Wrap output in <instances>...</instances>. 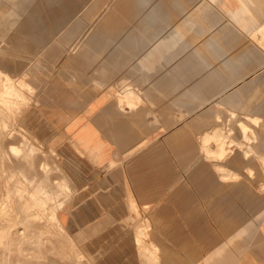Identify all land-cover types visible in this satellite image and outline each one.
<instances>
[{
    "label": "crops",
    "instance_id": "obj_1",
    "mask_svg": "<svg viewBox=\"0 0 264 264\" xmlns=\"http://www.w3.org/2000/svg\"><path fill=\"white\" fill-rule=\"evenodd\" d=\"M225 2L243 17L227 19L221 83L187 114L170 99L185 90V53L88 36L61 61L51 44L43 67L25 19H0V106L63 172L56 217L93 264H264V0ZM2 165L0 151V180Z\"/></svg>",
    "mask_w": 264,
    "mask_h": 264
},
{
    "label": "rangeland",
    "instance_id": "obj_2",
    "mask_svg": "<svg viewBox=\"0 0 264 264\" xmlns=\"http://www.w3.org/2000/svg\"><path fill=\"white\" fill-rule=\"evenodd\" d=\"M46 1L0 0V19H25L26 14L48 7ZM210 1L213 4H210ZM50 2L52 14L54 10H57L71 19L62 31L53 36L51 43L49 42L44 47L41 46L43 67H49V60L45 59L49 56L51 44L52 50L56 52L57 58L61 61L71 52L80 50L83 41L88 36H106L107 39L115 41L113 45L121 46L123 51H129L132 45L137 46L139 53L149 51L155 56L163 50H169L171 56L174 52L180 51V54L185 53L182 61L185 69V90L179 92L171 90L170 99L176 106L178 96L180 103H185L186 114L198 101H205L210 97L211 92L203 89L205 86L214 84L219 86L221 83L219 79L222 76L214 75L212 71L216 70V67L226 66V22L229 19L230 22L233 20L236 24L237 20L243 17L241 10L228 9L227 11L225 0H50ZM221 8L226 11L225 16ZM39 22L45 21L40 19ZM235 28L242 29L241 26ZM134 41L136 43H133ZM29 45L27 43V49ZM170 59L171 63L178 61L174 58ZM141 62L145 60H139V63ZM154 62L155 65H159L161 59H154ZM180 77L182 79V76ZM212 93L215 92L212 91ZM174 106L170 107L171 115L177 112ZM9 117L10 122H5ZM11 117L12 114L8 113V108L0 106V151L2 158L5 159L0 180V206L2 200L5 201L8 190L13 196L12 204L16 203L17 180L23 181L21 174L14 170V161L19 165H25L24 161L32 160L33 167L38 166L40 159L55 164L54 158L21 131ZM13 143L16 146L11 145ZM25 144L28 150L32 147L35 165L32 155L14 158L11 148H20ZM9 145H11L10 149H8ZM17 145L20 146L17 147ZM7 166L12 167L13 171L10 170L8 173L5 168ZM5 172L8 174L7 179L14 177L9 183L6 181ZM48 173L50 180H56L61 179L63 172L59 168H53ZM63 181L66 182L65 179ZM65 184V187L55 184V189L62 191L53 199L52 207L57 204L61 207L68 198L70 188L67 182ZM1 214L0 212V229L4 232L0 233V264H93L92 260L85 256L63 233L61 227L50 218L51 210L41 214L36 223L23 212L14 214L13 211L12 215L5 214V216ZM137 214V219L134 221L135 226L142 227L146 231L144 220L140 213ZM13 220L23 222L13 223L15 222Z\"/></svg>",
    "mask_w": 264,
    "mask_h": 264
},
{
    "label": "bare ground",
    "instance_id": "obj_3",
    "mask_svg": "<svg viewBox=\"0 0 264 264\" xmlns=\"http://www.w3.org/2000/svg\"><path fill=\"white\" fill-rule=\"evenodd\" d=\"M46 4L49 6L43 7L41 8L40 11H37V12H30L26 14L25 16V28L24 29H25L26 37L30 39L33 44L35 42L36 45L40 44V46L42 47L48 45L50 40H52L53 36L55 34H58L69 23L71 19L66 14H61L57 12V10H54L52 14L50 0H47ZM40 19H44L45 22L39 23ZM260 30L264 31V28ZM10 93L13 94L12 92ZM253 121H255L254 124L256 125V122H257L256 119ZM240 126L242 127V129L247 130L245 125H240ZM31 148L30 150H28L27 144H25V145H22L20 148L12 147L11 149L13 151L14 158L30 156V155L34 157L33 151L31 150ZM206 152H210V151H206ZM216 155L219 158H221L224 155L223 145L221 144L218 145ZM3 160L5 161V159ZM7 160L9 162V159ZM24 162H25L24 163L25 165H19L17 164V162H15L14 164V167H15L14 170L18 171V174H21V177H22L21 179L23 180V181L17 180L18 185H17V188L15 189L17 192L16 193L17 199H15L16 203L12 204L13 196L10 195L9 190H8L5 196V201L3 199L1 203L2 205L0 206V212L2 213L1 216H5V214L12 215L13 211H14V214H21V212H23L24 214H26V216H28V218L31 217L32 219H34L36 223V220L39 217H41L40 216L41 214H45L46 211L51 210V214H49L50 218L56 223V225L60 226L59 221L55 214L57 209L60 206L57 204L58 206L56 205L52 207V201L62 191L59 189H55V184L60 187H65L66 182L63 181L65 177L60 176L61 179L50 180V177H48L49 175L48 172H50L51 169L56 168V167L54 165L47 163L46 161L40 162L38 170H36L33 167L32 160H28ZM262 162L264 163V158H262ZM5 168L7 169V172L10 170L13 171V168L10 166L9 167L7 166ZM248 172L249 174L253 173L251 168H249ZM7 175L8 174H6L5 172L6 181L7 183H9L10 181L13 180L14 177H11V179L10 178L7 179ZM13 221H15L13 223L23 222L20 220H13ZM3 232H4L3 229H0V233H3ZM144 238H145V233L142 230L138 229L137 234H136V240H137L138 245H140V248L143 252L147 250V248L143 245ZM161 259L163 260V258Z\"/></svg>",
    "mask_w": 264,
    "mask_h": 264
}]
</instances>
